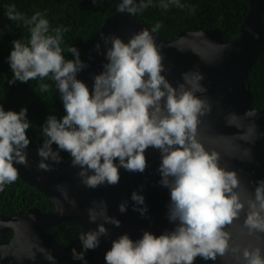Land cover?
I'll list each match as a JSON object with an SVG mask.
<instances>
[{"label": "clouds", "instance_id": "9594fccd", "mask_svg": "<svg viewBox=\"0 0 264 264\" xmlns=\"http://www.w3.org/2000/svg\"><path fill=\"white\" fill-rule=\"evenodd\" d=\"M150 5L151 0H140L139 4L135 0H122L118 11L135 15ZM169 5L184 7L180 0H168L160 7L167 9ZM7 18L23 21L30 32L27 43L12 41L8 63L14 75L8 84L43 81L50 77L56 82L66 113L61 119L48 116L42 126L45 139L41 147V144L37 146L38 171H53L54 165L67 161L60 155L65 152L71 157V163L68 161L71 166L79 169L80 183L96 189L102 185L116 186L121 178L120 169L143 174L148 168L146 151L149 148L161 153L159 183L169 189L167 219L174 228L160 235L143 231L137 240L128 234L120 235L105 253V264H195L197 258L216 261L218 256L224 257L229 252L238 264L241 261L242 264H264V249L233 246L231 235L225 230L247 208L244 227L250 235L264 233V179L255 182L254 196L248 194L242 199L241 192L247 193V189L242 187L238 173L221 166L219 153L207 150L198 139L200 118L211 111L204 96L207 88L201 83L205 76L198 68L184 72L181 74L183 82L178 81L174 87L162 74L170 72L171 68H166L162 47L152 35L159 31L161 24L157 23L151 32L142 29L133 34L127 43L117 36L101 33L107 63L103 71L93 77L90 90L86 83L77 79V74L87 67L80 59L79 50L72 46L67 49L74 59H65L63 55L62 32L67 29L55 28L52 29L54 34H50L49 21L40 12L27 19L14 5L8 8ZM100 47L97 43V52ZM39 88L47 92L49 85L40 83ZM244 116L254 118L257 113L249 110ZM238 118L230 113L227 125L232 126ZM30 127L26 108L19 112L5 111L0 105V192L18 177L32 186L20 177L14 166L28 167L26 149L31 143L27 135ZM255 127L253 123V132ZM241 138L245 139L246 134ZM53 145H56L55 151ZM245 154L250 156V150H245ZM57 191L76 207V201L69 200L66 187L57 186ZM131 199L137 205H144V197L136 192ZM55 208L54 205L52 212ZM118 210L125 213L127 202H122ZM133 211L143 217L147 208L134 207ZM59 212L64 214L62 206ZM88 218L90 223L103 218L104 223L80 235V252L75 248L70 252L64 244L50 237L51 229L47 232L54 243L67 249L75 264L76 260L87 264L85 253L97 249L101 237L109 236L105 224L121 226L120 220L108 216L105 201L98 204L93 201ZM38 250L45 259L53 260L50 252L43 248ZM31 258L35 259V255Z\"/></svg>", "mask_w": 264, "mask_h": 264}, {"label": "water", "instance_id": "95a60500", "mask_svg": "<svg viewBox=\"0 0 264 264\" xmlns=\"http://www.w3.org/2000/svg\"><path fill=\"white\" fill-rule=\"evenodd\" d=\"M113 1L116 3V11L106 20L100 34L114 35L127 43L133 34L142 29L151 32L148 25L133 15L118 11L122 0ZM135 2L139 4L140 0ZM100 34L92 47L87 67L77 74V79L86 83L90 90L94 83L93 77L100 74L103 65L107 63L106 46ZM152 35L162 47L166 68H171L170 72L162 74L174 87L178 81L183 82L181 74L184 72L198 68L205 76L201 83L207 88L204 96L208 99L211 111L200 118L198 139L207 150L219 153L221 166L238 173L242 187L247 189V193L241 192V198L244 199L248 194L254 196L255 182L264 179V106L256 108L252 105L249 72L257 57L264 51V0H250L248 16L239 33L231 41H226L219 29L183 31L174 41L165 40L157 33ZM97 43L101 46L100 52L96 51ZM110 46L109 44L108 47ZM249 110H255L257 116L245 118L244 114ZM230 113L239 117L232 122V126H228L226 122ZM253 123L256 126L254 132L251 130ZM245 134L246 138L242 139L241 136ZM39 147L29 146L26 149L28 167L20 164L14 166L19 170L20 177L43 192L56 208L51 213H43L33 208L14 216L0 215V233L13 230L10 243L0 247L1 264H75L67 249L54 243L47 232L69 221H77L85 233L95 230L97 225L104 221L103 218H98L96 223L89 222L88 209L93 207V201L97 204L105 201L108 216L120 220L121 226L117 228L111 224L104 225L109 231V236L101 237L100 246L95 249V256L90 264H105V253L110 250L112 241L120 235L128 234L131 239L137 240L142 237L143 231L160 235L174 228L167 219L170 192L159 183V150L149 148L146 151L148 168L143 174L128 172L126 176L120 169L121 178L116 186L102 185L89 189L80 183L77 176L79 169L73 168L68 161L54 165L53 171H38ZM245 150H250V156L245 154ZM57 186L66 187L69 200L76 201L75 208L57 191ZM133 192L144 197V205H137L132 201ZM122 202H127V211L123 214L118 210ZM61 206L64 209L63 215L59 212ZM134 207H146L147 212L142 217L138 211H133ZM246 211L247 208L238 220L226 227L225 230L231 235L230 242L241 249H264V233L250 235L244 227ZM39 248L50 252L53 260L45 259ZM33 254L35 259L31 258ZM195 264L238 262L229 252L224 257L218 256L216 261L197 258Z\"/></svg>", "mask_w": 264, "mask_h": 264}, {"label": "trees", "instance_id": "16d2710c", "mask_svg": "<svg viewBox=\"0 0 264 264\" xmlns=\"http://www.w3.org/2000/svg\"><path fill=\"white\" fill-rule=\"evenodd\" d=\"M167 2L168 0H151L148 8L133 16L150 29L157 23L161 24L156 33L168 41H174L183 31L207 29H220L224 39L231 41L239 33L250 10V0H180L183 8L175 5H169L167 9L160 7L161 3ZM13 5L27 19L40 12L49 21L50 34H54L52 29L55 28L67 29L62 32L61 43L65 59H74L67 51L72 46L79 50L81 61L87 64L106 20L116 11V3L113 0H95V3L92 0H0V105L5 111L19 112L23 108L27 109V119L32 125L27 135L31 141L30 146L37 147L45 139L42 126L47 117L53 115L61 119L66 113L56 82L50 77L43 81L37 79L28 83L17 81L13 85L8 84L14 75L8 63L13 49L12 41L27 43L30 39V32L23 21H11L7 18V10ZM40 83L48 84L49 90L41 91ZM249 83L253 95L252 105L256 108L263 107L264 51L257 57L249 72ZM53 150H56V145H53ZM60 155L71 163L68 153L61 152ZM123 172L128 175V172ZM31 208L48 213L54 210V205L46 195L19 177L14 183L6 184L0 192V215L11 216ZM82 233L83 230L76 221L64 223L48 232L50 237L64 244L70 252L73 248L77 252L82 251L79 240ZM12 235L11 230L0 233V245L8 243ZM94 256L95 250L85 253L87 264ZM76 264L84 262L76 260Z\"/></svg>", "mask_w": 264, "mask_h": 264}]
</instances>
